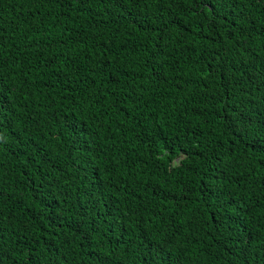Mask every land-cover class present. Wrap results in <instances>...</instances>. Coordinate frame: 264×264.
Returning <instances> with one entry per match:
<instances>
[{
    "label": "trees",
    "instance_id": "obj_1",
    "mask_svg": "<svg viewBox=\"0 0 264 264\" xmlns=\"http://www.w3.org/2000/svg\"><path fill=\"white\" fill-rule=\"evenodd\" d=\"M0 264H264V0H0Z\"/></svg>",
    "mask_w": 264,
    "mask_h": 264
}]
</instances>
